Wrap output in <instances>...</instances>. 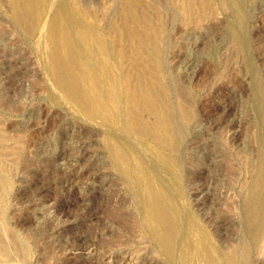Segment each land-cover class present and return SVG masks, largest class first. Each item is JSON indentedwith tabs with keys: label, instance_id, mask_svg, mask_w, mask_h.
<instances>
[{
	"label": "rangeland",
	"instance_id": "rangeland-1",
	"mask_svg": "<svg viewBox=\"0 0 264 264\" xmlns=\"http://www.w3.org/2000/svg\"><path fill=\"white\" fill-rule=\"evenodd\" d=\"M44 1L29 30L14 1L0 0V264H203L205 247L213 264H243V241L247 264H264V222L259 232L247 197L264 155V0H208L203 10L200 0H134L141 27L160 31L153 52L126 35L127 0ZM59 7L73 14L102 113L55 83L48 26ZM122 48L175 110L185 105L190 122L176 150L122 131L133 72ZM122 141L144 156L175 217L172 262L148 232L145 192L122 175Z\"/></svg>",
	"mask_w": 264,
	"mask_h": 264
},
{
	"label": "bare ground",
	"instance_id": "bare-ground-1",
	"mask_svg": "<svg viewBox=\"0 0 264 264\" xmlns=\"http://www.w3.org/2000/svg\"><path fill=\"white\" fill-rule=\"evenodd\" d=\"M13 1L14 12L17 21L29 30L36 28V20L38 18H42V16L46 14H42V8L45 1ZM207 4L208 0H200L198 8L203 10L206 8ZM122 11V15L126 18L128 26H130L129 34H126L128 35V38H130V40L135 44L137 43L144 48H149L151 52L157 50L160 43V31L159 29H148L147 26L141 27L143 23L145 24L146 20L143 18L140 8L137 7L135 1L127 0L126 7L123 8ZM72 15L73 14L70 12L67 13L65 8L59 7L58 10L52 13L51 17H49L50 23L48 26V45L53 68V76L56 81L55 83H57V85L65 94L69 95L79 106L83 107L85 110H90L91 112L93 111L97 114L102 113L104 106L100 103L101 95L91 92V87L88 86L89 80L94 78L93 71L90 68H86L85 66L83 67L81 64V59L84 57L81 56L82 54L80 55V51L77 48L78 46H76L77 44L75 43L77 40H75L76 38L74 37L77 36V33L74 31L73 26L75 22ZM78 34L82 41L81 45L83 44L82 46L85 47L84 49H86L85 54L87 58L85 59H88V57L90 58L91 53L88 37L86 33H81L83 36H81L80 33ZM150 55L147 54L148 57H150ZM125 59L129 62V66L132 67L133 72L130 74V70L127 75V100L130 106L128 110L122 111V131L124 132L125 136L134 135L136 138H145L149 142H152L156 147L161 148L163 151L167 150L168 152H171L176 150L181 146L187 128L189 127L190 115L185 111L186 108L183 109L185 105L183 106L182 104H179L177 110H175L177 105L174 107L172 101L168 99L166 90L158 87L160 81H158V79H152L151 76L149 77L147 72L138 69V61L140 60L133 52H126L122 48V60ZM147 60H149V58ZM132 145L134 144L130 145L122 141V175L125 180L130 182L133 186H137L139 188V190H137L138 192L140 191L141 195H143L145 192L144 195L147 197L146 199H143L146 211L150 217L147 226L148 232L155 240L157 248L159 247L163 252L164 257L166 256L168 261L172 262L175 254V248L177 247V239H175V232H177L174 223L175 217L173 218L170 214L164 197L156 187V183L151 172L152 168H150L149 164L146 163V160L143 159L144 156H142L143 158L140 156L141 152L139 151V153L138 150H136V148ZM260 156L261 165L257 170L259 175L252 182L247 194L248 200L251 201L253 205H256V210L253 214V222L257 225L259 232L260 227L264 222V155ZM3 168L4 167H2L0 164V176L3 171H5ZM5 182L6 181L4 180V183ZM192 191L194 196H198L200 193V190L197 187L193 188ZM190 242L191 241L188 243ZM82 249L84 251L86 250L88 255H92L94 251H96L93 250V248L90 249L88 246L83 247ZM0 251L6 253L4 247H0ZM190 251L191 250L189 249V251L187 250L186 253L190 254ZM195 251H198V249ZM199 251L203 258V264H213L214 258L212 259L206 247L199 249ZM111 257L112 259L116 258L114 254ZM249 257L250 245L246 241H243V264L248 263Z\"/></svg>",
	"mask_w": 264,
	"mask_h": 264
}]
</instances>
